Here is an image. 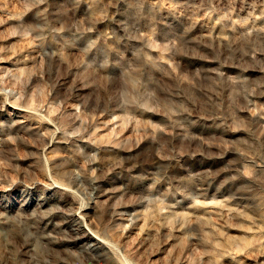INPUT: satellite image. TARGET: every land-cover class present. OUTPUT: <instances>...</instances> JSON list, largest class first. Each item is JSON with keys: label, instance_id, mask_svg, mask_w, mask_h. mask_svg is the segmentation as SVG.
Returning <instances> with one entry per match:
<instances>
[{"label": "rangeland", "instance_id": "rangeland-1", "mask_svg": "<svg viewBox=\"0 0 264 264\" xmlns=\"http://www.w3.org/2000/svg\"><path fill=\"white\" fill-rule=\"evenodd\" d=\"M0 264H264V0H0Z\"/></svg>", "mask_w": 264, "mask_h": 264}]
</instances>
